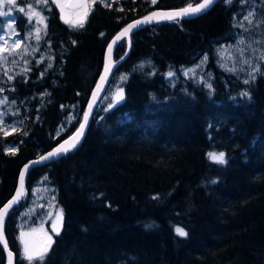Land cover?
Segmentation results:
<instances>
[{
	"label": "trees",
	"instance_id": "1",
	"mask_svg": "<svg viewBox=\"0 0 264 264\" xmlns=\"http://www.w3.org/2000/svg\"><path fill=\"white\" fill-rule=\"evenodd\" d=\"M199 1L98 0L73 26L53 0H20L40 9L46 29L31 52L0 59L2 122L11 128L0 126V209L24 165L79 127L114 34L153 9ZM256 1L217 0L196 16L131 34L106 91L123 73V99L112 107L100 101L76 148L27 168L25 194L4 220L14 264H29L18 215L39 182L56 189L63 223L32 264H264V56L244 80L212 54L234 39L238 18ZM16 25L23 32L33 23L19 14ZM127 45L125 37L117 43L115 61ZM203 54L210 81L186 78L182 66ZM212 152H223L226 163ZM0 264H7L1 243Z\"/></svg>",
	"mask_w": 264,
	"mask_h": 264
},
{
	"label": "rangeland",
	"instance_id": "2",
	"mask_svg": "<svg viewBox=\"0 0 264 264\" xmlns=\"http://www.w3.org/2000/svg\"><path fill=\"white\" fill-rule=\"evenodd\" d=\"M96 1L98 0H81L79 7L71 8L68 6L69 0H53L62 20L64 22L68 21L66 23H70L73 26H77L80 21H82V24L85 22L90 8ZM20 8H24L25 11H19ZM33 10L39 12L45 18L40 9L29 2L21 3L20 0H16L15 4H13L9 3V0H0V12L9 13L7 16H0L1 60L6 59L13 53L20 55L31 52L35 48L36 44L34 42L37 40V29H39V37H41L46 29V18L44 24H41L37 17H33L31 20L33 26L28 31L22 32L16 25L19 14H23L29 20L28 13ZM250 13L252 14L251 16L249 15ZM245 17H248V19L246 20ZM17 42H19V47L16 46ZM212 54L219 67L237 74L244 80H248L255 75L259 62L264 56V0L256 1L246 8L237 20V30L234 39L216 44ZM209 56V54H203L194 63L182 66L181 73L186 78L199 83L210 81L212 72L207 65ZM147 62L149 61L141 60L138 66H144ZM170 72L172 73L171 76H169ZM125 76V74L120 73L112 83L109 91L103 96L102 99L105 106L112 107L122 100L119 98L118 93L122 90L124 97L122 83ZM167 76L171 82L178 80L177 75L171 69L167 72ZM0 100L5 102L2 97H0ZM2 104L0 103V126H3L7 131L11 128L2 122ZM72 120L73 115H69L58 126L57 130L61 131ZM212 153L219 154L220 152ZM61 210V207L57 204L56 189L53 186L45 182H39L32 188L27 203L22 207L18 215V240L21 254L24 257V242L34 251H39L47 245L49 243L48 237H51L52 244L54 236L57 234L56 231H53L54 225L59 230L58 233L62 228L63 217L62 221L58 219V213Z\"/></svg>",
	"mask_w": 264,
	"mask_h": 264
},
{
	"label": "water",
	"instance_id": "3",
	"mask_svg": "<svg viewBox=\"0 0 264 264\" xmlns=\"http://www.w3.org/2000/svg\"><path fill=\"white\" fill-rule=\"evenodd\" d=\"M217 0H214V3L216 2ZM203 0H200L199 2L195 3V4H192V5H188L186 7H182V8H172V9H153L151 11H149L148 13L138 17V18H135L131 21H129L128 23H126L123 27H121L115 34L114 36L111 38V40L109 41L108 45H107V48H106V51H105V59H104V65H103V68H102V71L97 79V82L90 94V98L88 100V103H87V107H86V110H85V113H84V116H83V119H82V122L80 123V125L82 123H84V117H85V114L87 113L88 114V119H87V123L85 125V128L83 130V135L82 137L80 138L79 140V143L81 142V140L83 139L84 135H85V132H86V129H87V126H88V123L91 119V117L93 116V113H94V110L95 108L98 106V104L100 103L101 99L103 98L104 94L106 93L107 89H108V86L110 84V81H111V78H112V75L114 73V70L116 69L117 65H119V63L125 58L127 57L128 53L130 52V47H131V42H130V37H131V34L136 31L137 29L139 28H142L146 25H150V24H154V23H157V22H163V21H169V19H151L149 22H143V23H139L137 24L136 22L137 21H144L146 17H152V14L153 13H158V14H166V13H179L182 9H185V8H188L189 6L195 8L196 6H198V4L202 3ZM214 3H212L209 7H211ZM81 5V0H69V3H68V6L71 7V8H76V7H79ZM209 7H207L206 9L202 10L201 12L199 13H189L187 15H180V16H177L176 19H182V18H189V17H193V16H196L204 11H206ZM175 20V19H173ZM129 25H136L135 27L131 28L129 31H127L126 34H123L122 33H125V29H128V26ZM126 38L127 39V42H128V45H127V51L126 53L120 58L118 59L117 61H115L113 59V51H114V48L115 46L117 45V43L122 39V38ZM111 46V47H110ZM106 68L108 69V71H106ZM80 125L79 127L72 133L70 134L68 137H66L65 139H63L61 142H59L56 146H54L52 149H50L49 151L45 152L44 154L40 155L39 157L29 161L28 163H26L24 165V167L22 168V170L20 171V175H19V181H18V187L14 193V195L2 206V209L5 208L6 205L9 204V202L13 201L14 198H15V202L11 204V207L8 208V211H7V214L9 212V210L15 205L17 204L20 199L22 198V196L25 194V188H24V185H25V173H26V170L28 167L32 166V165H37V164H42V163H46V162H49L51 160H55L59 157H61L62 155L66 154L67 152L73 150L74 148H76L79 143L76 144V146L74 148H71L69 151H67L66 153H61L60 155L58 156H55V157H51V158H48V159H41V157H46L48 156V153L52 152L54 149H56L60 144L64 143V141H67L70 139V137H72L76 132L77 130L80 128ZM21 174H23V183L21 184ZM20 191L21 195L19 197H17V192ZM6 216L4 217V220H5ZM4 242H6L7 244V248L4 247ZM0 243L1 245L3 246V248L6 250L7 252V264H9V255L8 253L11 252L12 253V264H14V253L13 251L10 249L9 245H8V242H7V239H6V236H5V233H4V223H3V235H2V238H0Z\"/></svg>",
	"mask_w": 264,
	"mask_h": 264
},
{
	"label": "snow or ice",
	"instance_id": "4",
	"mask_svg": "<svg viewBox=\"0 0 264 264\" xmlns=\"http://www.w3.org/2000/svg\"><path fill=\"white\" fill-rule=\"evenodd\" d=\"M16 0H9V3H13L15 4ZM38 2H46V0H38ZM103 2V0H102ZM227 2L231 3V0H227ZM212 3H214V0H203L202 3L198 4V6H196L195 8L189 6L188 8L182 9L179 13H166V14H158V13H153L152 17H146L144 21H137L136 23H143V22H149L151 19H169V20H173L176 19L177 16L180 15H187L189 13H199L202 10L206 9L207 7H209ZM108 6V5H105ZM19 11L24 12L25 9L24 8H20ZM9 15V13H4V12H0V16H7ZM86 15V14H85ZM250 16L252 15L251 13L249 14ZM29 16V21L32 20L33 17H37L39 23L44 24L45 18L43 16H41L39 14V12H36L35 10H33L32 12L28 13ZM245 19L247 20L248 17H245ZM68 22V21H66ZM78 26H82V21L78 22ZM136 25H129L128 29H125V33L126 34L127 31H129L131 28L135 27ZM11 27V25H10ZM37 39H39V29H37ZM241 43H243V41H241ZM17 47H19V42H17L16 44ZM111 47V46H110ZM106 71H108V69L106 68ZM172 73H169V76H171ZM11 79V77H9ZM247 83V81H245ZM245 95H247V93H245ZM118 96L120 99H123V94H122V90L120 93H118ZM0 103H4L3 100H0ZM87 119H88V114H85L84 117V123H82L80 125V128L77 130V132L70 137L69 140L64 141V143L60 144L56 149H54L52 152L48 153V156L46 157H41V159H48L51 157H55L60 155L61 153H66L67 151H69L71 148H74L76 146L77 143H79L80 138L83 135V130L85 128V125L87 123ZM209 157L210 159H212L214 162L220 163V164H224L226 163L225 160V154L223 152L216 154V153H209ZM23 183V174H21V184ZM21 195L20 191L17 192V197H19ZM154 199L156 197H153ZM15 202V198L13 201L9 202L8 205L5 206L4 209L0 210V238H2L3 235V223H4V217L7 215V211L8 208L11 207V204ZM62 217H63V213L62 210L58 213V219H60L62 221ZM53 231H56L58 234V229L55 227H53ZM176 233L181 236V237H186L188 235V233L180 227H177L175 229ZM23 235V234H22ZM48 241L49 243L47 245H45L42 249H40L39 251H34L32 249L29 248V245L24 242V255H25V259H27L29 261V264H32L34 259H40L43 260L44 256L47 254V252L49 251L50 247H51V237H48ZM23 242V241H22ZM4 247L7 248V244L6 242H4ZM9 264H12V253L9 252Z\"/></svg>",
	"mask_w": 264,
	"mask_h": 264
}]
</instances>
